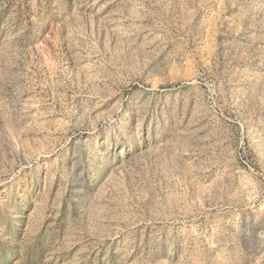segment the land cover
I'll use <instances>...</instances> for the list:
<instances>
[{
	"label": "rangeland",
	"instance_id": "1",
	"mask_svg": "<svg viewBox=\"0 0 264 264\" xmlns=\"http://www.w3.org/2000/svg\"><path fill=\"white\" fill-rule=\"evenodd\" d=\"M201 263L264 264V0H0V264Z\"/></svg>",
	"mask_w": 264,
	"mask_h": 264
},
{
	"label": "bare ground",
	"instance_id": "2",
	"mask_svg": "<svg viewBox=\"0 0 264 264\" xmlns=\"http://www.w3.org/2000/svg\"><path fill=\"white\" fill-rule=\"evenodd\" d=\"M123 65V64H122ZM156 71V70H155ZM142 74V73H141ZM145 76V75H144ZM150 77V76H149ZM147 78V77H146ZM154 78V77H153ZM156 79V78H155ZM96 80V79H95ZM136 80V79H135ZM133 81V80H132ZM143 86L149 87V90H157L159 87L175 86L177 84H167L162 80L143 79L139 81ZM169 82V81H168ZM124 83V82H123ZM106 84V83H105ZM108 90V89H107ZM107 93V92H106ZM106 96V95H105ZM113 96V95H112ZM162 248V247H161ZM155 250V249H154ZM157 250V249H156ZM192 250V249H191ZM194 250V248H193ZM192 250V251H193ZM151 251V250H150ZM159 251V250H158ZM163 251V249H162ZM151 253V252H150ZM173 253V252H172ZM153 254V253H152ZM155 254V253H154ZM157 254V253H156ZM150 256V255H149ZM148 256V257H149ZM154 258V257H153ZM150 259V258H149ZM152 259V258H151ZM210 260V259H209ZM208 261V260H207ZM205 263V262H204ZM202 264V263H201Z\"/></svg>",
	"mask_w": 264,
	"mask_h": 264
}]
</instances>
